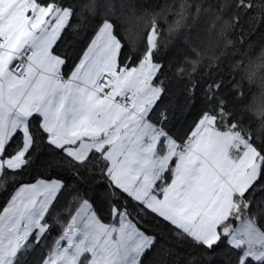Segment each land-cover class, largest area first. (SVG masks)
I'll return each instance as SVG.
<instances>
[{
    "label": "snow or ice",
    "instance_id": "obj_1",
    "mask_svg": "<svg viewBox=\"0 0 264 264\" xmlns=\"http://www.w3.org/2000/svg\"><path fill=\"white\" fill-rule=\"evenodd\" d=\"M54 2L50 0L45 6L44 0H0V118L6 110L15 109L26 111L33 123L46 121L42 131L29 134L31 144L24 154L30 155L33 146H42L33 161L34 171L27 180L13 182L11 191L19 188L18 195L9 193L7 200L0 201V264H79L82 254L88 264H178L174 250H169L164 235L155 229L144 228L135 221L132 227L105 224L98 214L105 208L106 185L90 184L80 173H66L63 145H54L48 137L76 138L97 132L107 135L111 131L112 137L106 143L113 145L116 156L128 157L117 163L124 169V179H129L139 172L133 164L142 166L149 161V148L140 144L142 135L150 137L158 127L164 135L157 143H162L166 136L175 139L173 130L189 122L200 127L205 120L213 123L220 119L225 124L231 121L235 127L228 101L219 94V84L193 85L183 92L162 84L158 88L147 87L145 82L154 80L152 73L158 78L163 68L159 63L149 64L135 76H124L121 58L125 49L119 44L112 23L103 18L110 7L106 0H94L89 5L91 14L81 15L79 21V5L60 0L52 11ZM26 45L31 51L26 62L19 63L21 49ZM13 61L17 63L14 65ZM125 90L132 94L129 106L115 102ZM145 122L150 127L141 129ZM20 136V131H16L6 149ZM70 142L75 143V139ZM253 146L261 166L252 184L239 193L245 206L235 205L238 215L226 214L223 218L232 221L229 228L223 229V234L217 232L213 240H204L195 250L206 264H264V199H247L253 185L264 183V145ZM210 154V142L202 135L181 158L178 178L171 182V190L163 194L170 210L183 216L191 214L195 219L199 213L194 209L203 205L205 217L214 214L213 207L206 203L211 177L202 159ZM89 156L74 163L83 165ZM176 159L173 156L169 164ZM21 171L22 166H18L15 174ZM120 195L125 197L123 204L119 198L111 201L117 211L116 217L109 213L113 225L121 207L129 215V205L139 204L124 192ZM79 200H85L97 214L96 222L83 220L87 248L82 247V240L71 253L70 243L63 250L54 251L53 246L62 244L66 237L70 241L76 225L81 223V218L64 210ZM158 219L168 222L163 214ZM21 220L23 232L18 231ZM221 222L217 220L214 227ZM66 224L67 230L62 231Z\"/></svg>",
    "mask_w": 264,
    "mask_h": 264
},
{
    "label": "trees",
    "instance_id": "obj_2",
    "mask_svg": "<svg viewBox=\"0 0 264 264\" xmlns=\"http://www.w3.org/2000/svg\"><path fill=\"white\" fill-rule=\"evenodd\" d=\"M59 2L60 0H55L52 6L58 7ZM66 2L79 5L77 9L79 21L81 15L91 14L89 5L94 3V0H66ZM44 3L47 6L50 0H44ZM106 3L110 7L103 18L112 23L115 33L118 34V42L125 49L121 58L122 68L137 66L148 53H151L149 57L152 64L163 65L158 78H155L154 74V80H151L156 87L162 84L165 88L183 92L185 89L191 90L193 85L203 87L207 84H219V94L228 101V108L234 114L235 127L231 126V121L225 124L220 119L214 120V127L219 131L232 132L242 143H248L255 151L253 145H264V87L248 86L253 82L259 83L261 79L259 64L255 62L249 64L247 61L241 63L232 57V53L237 50L236 46L240 43L245 46V51H253L257 48L258 42L264 40V0H106ZM167 3H170L168 8H166ZM150 30L153 31L155 40L153 48L149 50L147 36ZM196 30L203 32L207 37L206 42L190 48L187 52L177 53L179 40L173 43V38L178 35L187 36ZM229 41L233 43L231 48L228 46ZM262 55L264 53L257 52L256 60L258 61ZM194 68L196 71H193ZM27 126L29 134L32 135L43 130L40 121L33 123L30 118ZM194 126L195 124L189 122L177 127L172 132L174 140L180 146L185 144L190 139ZM12 136L5 144L7 155H4L5 150H3L4 158L11 157L22 147L21 134L18 140L12 141V147L6 149ZM41 147L33 146L31 154L24 157L20 174H15L17 168L1 170L0 201L7 200L9 193L12 195L14 181L27 180L34 171L33 161L38 157ZM242 148L238 145L236 152H241ZM90 152L92 154L90 156L88 154L87 162L79 165L62 150L63 170L70 174H82L90 184L106 185L103 193L106 204L98 217L103 218L105 224H113L109 213L111 217H116L117 211L111 201L119 198L123 204L125 197L121 196L122 191L111 183L108 161L104 159L102 151ZM258 159L260 168L259 156ZM6 172L9 174L5 175ZM170 174L171 167L156 182L158 192L166 185ZM79 178L78 176L77 179ZM260 193H264V183L253 185L247 199L251 200L254 196L257 201L264 199V196L258 195ZM83 201L85 200L66 206L65 212H71L73 215ZM237 204L243 208L245 200L240 197L236 201ZM140 205L142 204H130L128 217L131 216L132 221L142 224L144 228H153L162 233L169 250H174L178 264H187L188 261H191V264H206V261H203L195 251L201 247V242L192 239L171 223L158 219V215H153L154 212ZM90 208L97 218V214L91 206ZM120 212H124L123 207L120 208ZM230 216H237V213L234 212ZM230 223H232L230 219L226 220L219 227L221 234H223L222 228L229 226ZM79 264H88L87 257L82 256ZM253 264L258 263L253 261Z\"/></svg>",
    "mask_w": 264,
    "mask_h": 264
},
{
    "label": "crops",
    "instance_id": "obj_3",
    "mask_svg": "<svg viewBox=\"0 0 264 264\" xmlns=\"http://www.w3.org/2000/svg\"><path fill=\"white\" fill-rule=\"evenodd\" d=\"M56 8L57 7L52 6V11H55ZM27 47L26 45L24 48ZM149 64H152V62L150 61L148 53L137 66L123 68V74L126 77L135 76L137 72L147 67ZM152 65L154 66L155 64ZM152 75L154 76V73H152ZM145 83L149 88H158L151 83V80ZM119 97L120 96H117L115 98V102ZM29 118L30 116L26 111L15 109L10 112L6 110L3 118H0V172L3 168L16 169L18 166L23 165L24 154L31 144L27 126ZM40 124L43 129V125L46 124V121L41 120ZM145 127H150L147 122L141 125V129ZM204 129H208V131L205 132ZM16 131H20L22 134V147L11 157L4 158L2 157V153L3 150H5V144ZM193 133H195V135H193ZM202 135L204 139L210 142L211 154L202 156V159L211 177V183L206 192V196L209 199L206 203L208 206L213 207L214 214L211 217H205L203 205H201L200 208L194 209L199 215L193 219L191 218V214H189V216H183L179 211L170 210L163 194L165 190H171V182L178 178L179 173L177 165L181 164V158L187 156L193 144L197 139H200ZM160 136L161 134H158L156 128L151 132L150 137L149 135L141 136V146L149 148V161L142 166L133 164L132 167L134 169L139 168V172L134 173L129 179H124V169L117 163V161L127 159L128 157L124 155L116 156L113 151V145L106 143L112 137L111 131H109L107 135L97 132L81 135L76 138L50 135L48 139L56 146L63 145L62 150L72 157L73 160L84 159L92 150L102 151L104 159L108 161L109 179L116 188L126 193L133 200L139 201V203L150 211L158 215L163 214L169 223L192 239L201 243H203L204 240H213L216 233H220L219 227L226 221L223 219L225 215H231L236 212L235 205L237 199L240 198L239 193L255 180L257 170L259 169L257 152L254 151L253 147H249L250 145L245 144V142L242 143L239 137L232 132L219 131L214 127V122L208 123L207 120H205V123L200 127L195 125L194 128H192L190 139L184 145L180 146L178 142L167 136L162 143H157ZM73 139H75V143L70 142ZM238 145L243 147L239 153L236 152ZM173 156L177 159L169 164ZM170 167L171 174L169 180L158 192L155 186L156 182L163 177L165 171ZM19 192L20 189L17 188L11 196L15 197ZM80 206L72 216L81 218V221L87 219L91 220V222H96L97 218L92 212L90 205L89 207H83L87 212L86 216L79 215L81 212ZM121 215L122 212H120L117 224L107 225L116 228L132 227L133 221L129 219V217L128 219L126 217L122 218ZM217 220H221L222 222L219 224V227H214ZM68 223L71 224L72 221L69 220ZM67 227L68 225L65 226L63 231H66ZM225 228H229V226H224L222 231ZM23 230L24 221L21 220L18 231L23 232ZM82 240L85 241L82 247L86 250L87 240L85 239V230L81 231L80 229V231H78L76 226L75 233L71 235L70 241L66 237L62 244L54 246V251L63 250V248L70 243L72 247L69 248L68 251L71 253L75 246ZM82 256L83 254L81 257ZM254 262L260 264V262Z\"/></svg>",
    "mask_w": 264,
    "mask_h": 264
},
{
    "label": "clouds",
    "instance_id": "obj_4",
    "mask_svg": "<svg viewBox=\"0 0 264 264\" xmlns=\"http://www.w3.org/2000/svg\"><path fill=\"white\" fill-rule=\"evenodd\" d=\"M176 40H179V43L177 44V53L181 52H187L190 48L194 46H200L203 45L207 37L204 36L203 32L201 30H196L193 32H190L187 36L184 35H178L177 37L173 38V43L176 42ZM229 48L233 47L232 41H229L228 43ZM236 51L232 53V57L234 60H238L241 63H244L247 61L249 64H253V62L259 64V69L261 79L259 83L253 82L252 84H249V87H264V55L260 57V59L256 60V54L257 52L264 53V40H261L258 42L257 48L253 51H245V46L243 43H240L236 46ZM225 55H228V52H225ZM193 71H196L194 68ZM247 83V81H245Z\"/></svg>",
    "mask_w": 264,
    "mask_h": 264
},
{
    "label": "rangeland",
    "instance_id": "obj_5",
    "mask_svg": "<svg viewBox=\"0 0 264 264\" xmlns=\"http://www.w3.org/2000/svg\"><path fill=\"white\" fill-rule=\"evenodd\" d=\"M168 5H170V3H167V5H166V8H168ZM165 8V9H166ZM154 33H153V31L152 30H150L149 31V33H148V36H147V43H148V48H149V50L150 49H152L153 48V42H154ZM22 51V50H21ZM248 144V143H247ZM249 145V144H248ZM249 147H251L252 148V146H249ZM254 149V148H253ZM254 151H255V149H254ZM89 207V205L87 204V202L86 201H83L82 202V204H81V212H80V216H86V211L84 210V208L83 207ZM121 217L122 218H124V217H126L127 219H128V215H125L124 214V212H122V215H121ZM87 220V219H86ZM89 221H91V220H89ZM77 226V229H78V231H80V229H81V231L82 230H85L84 229V225H83V220L81 221V223L80 224H77L76 225Z\"/></svg>",
    "mask_w": 264,
    "mask_h": 264
},
{
    "label": "built area",
    "instance_id": "obj_6",
    "mask_svg": "<svg viewBox=\"0 0 264 264\" xmlns=\"http://www.w3.org/2000/svg\"><path fill=\"white\" fill-rule=\"evenodd\" d=\"M31 51V49L29 47L24 48L21 53V60L19 61V63H25L26 62V55L27 53H29ZM17 62L13 61V64L15 65ZM132 95L131 93H129L127 90L124 91V94L122 96H120L118 99H116V102L118 104H120L121 106H129L131 101L129 99V96ZM158 134L164 135L163 132H161L158 127L156 128Z\"/></svg>",
    "mask_w": 264,
    "mask_h": 264
}]
</instances>
